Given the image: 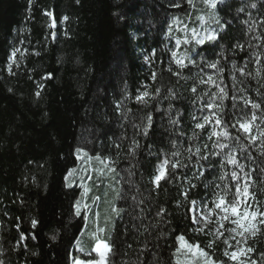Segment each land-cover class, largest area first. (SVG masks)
Instances as JSON below:
<instances>
[{
    "label": "trees",
    "instance_id": "obj_1",
    "mask_svg": "<svg viewBox=\"0 0 264 264\" xmlns=\"http://www.w3.org/2000/svg\"><path fill=\"white\" fill-rule=\"evenodd\" d=\"M173 3L181 7H172ZM253 3L256 8L251 7ZM195 5L192 8L185 0H32L31 4L29 0H0V261L4 264H71L75 257L89 258L74 251L77 237L82 240L80 230H87L84 220L75 215L82 188L76 181L71 187L65 181L69 170L79 166L78 149L87 157L118 161L114 165L117 190L126 196L115 197L114 203L125 211L111 231V264H175V235L181 231L192 241L206 242L202 236L188 232L190 220L185 215L190 205L177 207L176 201L183 200L181 187L186 188V181L199 170L206 178L191 190V198H209L210 191L204 184L219 174L215 161L197 165L193 157L190 170H182L184 178L172 183L162 181L159 189L154 188L151 178L158 156L173 151V141L182 149L191 146L188 137L194 130L193 114H207V109L200 111L201 100L193 103L195 97L190 91L193 85L199 92L208 90V85L198 84L201 76L206 79L213 75L217 83L223 80L221 86L229 93L224 101V118L230 126L235 116L250 117L253 111L243 105L241 97L261 104L257 115L264 111V39L253 38L264 37V24H258L264 19V0H224L219 4L216 15L226 25L221 39L197 48L195 59L200 66L189 65L183 75L191 78L178 79L166 71L169 66L178 70L169 53L174 38L167 35L173 18L199 28L196 17L204 16L213 30L220 31L201 0H195ZM239 8L244 11L238 12ZM46 11L53 13L55 28L48 26ZM65 16L68 19L63 21ZM253 22L258 26L250 32ZM177 36L182 34L173 26V37ZM237 43L243 49L234 48ZM186 48L182 46L179 52L184 53ZM15 49H19L18 66L12 64L14 74H10L9 57ZM153 52L154 63H146L144 57ZM254 53L260 56L259 64ZM201 57L219 60L224 71L217 76L200 63ZM233 62L252 75L241 76L233 69ZM258 68L262 70L259 76ZM152 72L157 73L155 81L150 78ZM48 73L52 78L42 80ZM37 83L44 84L40 97L35 95ZM145 86L150 93L161 89L160 96L150 99L148 107L135 99ZM170 88L175 99L166 98ZM233 94L238 108L232 107ZM148 112L152 113L153 124L145 138L133 125L146 123L142 118ZM170 117L179 123L173 125ZM230 131L237 134L231 127ZM133 138L141 145L135 156L127 154ZM205 139L195 143L202 145ZM241 140L248 144L243 136ZM258 144L249 148L252 160L244 159L247 152L239 159L246 165L245 171L251 172V191L264 208V183H258L264 181L259 167L264 164V156L259 154ZM87 169V176L91 175ZM141 200L143 203H139ZM85 201L91 203L90 199ZM161 207L166 210L163 218L156 215ZM93 210L89 212L91 218ZM33 219L37 221L35 228ZM251 243L257 249L253 257L264 264L260 256L264 237ZM215 255L223 259L217 249Z\"/></svg>",
    "mask_w": 264,
    "mask_h": 264
},
{
    "label": "snow or ice",
    "instance_id": "obj_2",
    "mask_svg": "<svg viewBox=\"0 0 264 264\" xmlns=\"http://www.w3.org/2000/svg\"><path fill=\"white\" fill-rule=\"evenodd\" d=\"M185 2L192 8H195V0H185ZM201 2L211 10L210 19L215 21L220 26V31L210 30L204 25L208 22L204 16H197L196 19L200 22L199 28H190L188 24L183 23L178 17L173 18L172 23L168 25V37L174 38V47L169 49L170 58L175 63L178 70H174L169 66L166 71L170 72L178 79H190L191 77H185L183 75L184 69L189 65L199 67L200 64L196 61L195 57L199 55L197 48H202L206 44H214L221 39L220 33L224 31L226 25L222 24L220 19L216 15V9L218 5L223 3L224 0H201ZM32 0H29V4ZM79 3V0H77ZM172 7H181L180 3H173ZM252 8H256V4L251 5ZM238 12H243V8L237 9ZM44 15L49 17L50 28L56 27V19L51 11H46ZM188 18L191 14H187ZM68 19L67 16L63 17V21ZM62 21V22H63ZM230 23V22H229ZM183 27H177L176 31L183 33L182 36L173 37V25H181ZM258 24H264V19L260 20ZM258 26L257 22H253V25L249 27L248 31H254ZM55 37V33H53ZM254 39L261 40L264 37L256 35ZM182 46H187L184 53H180L179 49ZM243 45L237 43L234 48L243 49ZM19 49L13 50L9 57L8 71L12 73V64H17L16 54ZM38 54V53H37ZM222 54V53H221ZM156 55L153 52L151 55L144 57L146 63H154L152 57ZM253 55H256L255 53ZM256 62L259 64L260 56L256 55ZM200 63H203L205 67L213 69L217 76L224 71L220 66L219 60L208 61L201 57ZM246 67V65H245ZM233 69L238 71L241 76H251L252 73H246L244 68H237L233 62ZM261 69H257L256 75H261ZM195 75H199L198 73ZM31 78V77H30ZM52 78V74L48 73L42 76V80ZM153 81L157 79V73L152 72L151 77ZM235 81V77H233ZM199 85H208V90L199 92L198 87L193 85L190 91L194 94L193 103L196 100L203 102L201 112L207 109V114L197 117L193 114L192 119L195 121L194 130L192 136L188 137V141L191 146L187 148H181L177 142H172L173 151L163 152L160 154L163 158L158 156V163L156 165L155 174L151 178V183L155 189L162 187V181L165 183H172L174 180L182 179L183 171L185 169L190 170L189 164L192 158H196V164L199 165L200 161H215V164L219 168V174L214 180L204 184L205 189L210 191V196L207 199L198 200L192 199L190 192L192 189L199 187V183L202 178H206L205 172L199 170L193 172L192 178L188 179L187 187H181L179 195L183 197V200H177L176 206L181 207L185 203L190 205L187 209L185 218L190 220V226L188 232L197 236L208 237L206 242H195L186 238V234L181 231L175 235L176 247L173 252V256L176 257L175 264H258L257 259L253 257V253L257 251L251 241H260L261 237H264V208L261 207L260 201L255 192L251 191L252 188V174L245 171L246 165L240 162L239 156L245 152L248 154L244 156V159L252 160L251 152L249 148L256 146L259 142L257 150L261 156H264V111H260V115H257V111L261 110V104L249 100L247 97H241L240 101L245 107L250 106L253 110L250 117L248 115L235 116L234 122L229 125L225 120V106L224 101L229 98L228 90L222 87L223 80L217 83V79L213 75H207L204 79L202 76L198 81ZM264 86V85H262ZM215 88L216 91H211ZM37 91L35 95L41 96L44 89L43 83H37ZM11 91V89L9 90ZM161 89L156 88L154 93H150L145 86V90L140 92L136 96V102L142 104L144 107H148L149 100L155 99L160 96ZM207 97V100H203ZM175 99L176 95L173 89L168 90V97ZM233 100L232 107L238 108L236 103L237 97L232 95ZM117 107H122V104H118ZM159 111V108L156 109ZM171 110V105H169ZM128 111H131L130 109ZM179 115V113H177ZM146 123L142 125H133L142 132L146 138L149 135V130L153 124V116L151 112H148L146 117ZM259 120V123L256 121ZM170 122L173 125H177L179 121L170 117ZM238 125V127H237ZM230 127L235 129L236 135L230 131ZM210 129V130H209ZM204 140L202 145H198L195 142L200 139ZM241 136L248 141L245 145L242 143ZM211 142V144H209ZM235 144V146H233ZM120 147L119 144L116 145ZM141 147L140 142L133 138L131 145L127 150L128 155L135 156L137 150ZM81 150H77V159H80ZM187 152V156H183V153ZM87 156V153L84 154ZM119 155V153H117ZM183 157V158H182ZM89 160L99 161L103 166L101 168L93 169L96 173L95 180L91 175L87 176L88 180H93V185L96 189L101 187V184L95 183L96 180L103 183V179L108 176L118 175L117 168L114 166L118 163L110 157L94 156L88 157ZM187 161V163H186ZM260 171L264 173V164L259 165ZM75 169L69 170L65 176L67 186L71 187L74 181L70 179ZM88 171L87 168L84 169ZM181 173L178 175L177 173ZM131 175V173H130ZM81 180L84 177L80 178ZM197 183H193L192 181ZM258 183H264L259 181ZM82 188L81 198L76 201L75 215L81 217L85 225H87L92 218L89 216V212L93 210V205L100 201V197L92 195L89 197V193L92 191V185L81 184ZM116 192L117 199H124L126 193L122 190L113 189ZM264 191V189H262ZM105 195H107L105 193ZM86 199H90L91 203H85ZM132 199L135 201L136 197ZM143 203V201H139ZM125 211L124 208L118 207L115 203H111L110 214L104 217V225L96 226V230L88 232L87 235L93 241L90 249H85L82 245V240L77 237L76 247L77 250L83 253L88 259H81L79 257L73 258V264H111L110 254L114 251V245L112 244L111 231L114 228V221L121 217V214ZM156 215L163 218L166 215V210L161 207ZM95 217L99 219L100 213L96 212ZM142 219V217H141ZM94 222V221H93ZM32 227L35 228L37 221L32 220ZM107 234V239H105ZM85 235L84 229L80 230V236ZM55 236L52 237L55 240ZM21 240L24 236L21 235ZM217 242H221L224 247L220 251L222 252L223 259L216 257L215 252L217 249ZM132 245H129L131 248ZM145 249H141L143 252ZM95 254V255H93ZM260 256L264 258V251L260 252ZM0 264H4L0 261ZM127 264V262H125ZM142 264V262H141Z\"/></svg>",
    "mask_w": 264,
    "mask_h": 264
},
{
    "label": "rangeland",
    "instance_id": "obj_3",
    "mask_svg": "<svg viewBox=\"0 0 264 264\" xmlns=\"http://www.w3.org/2000/svg\"><path fill=\"white\" fill-rule=\"evenodd\" d=\"M209 15L211 16V10H209ZM208 21V20H206ZM214 23V21H213ZM211 22H207L204 26L208 27L210 30H213L212 27H210ZM175 27V29L177 27H179L178 25H173ZM200 27V26H199ZM183 35V33H181ZM174 47V45L172 46V48ZM80 163L79 166L75 169L76 171L74 172L73 176L70 178L73 181H76L78 183V185L80 186L82 183L83 184H88V185H92V191L88 194L89 197H91L92 195H98L101 199L100 201L96 204V207L93 210V214H92V220L87 224V230L85 231V235H83L82 238V245L85 249H90V247L93 244V241L89 238V236L87 235L88 232H93L96 230V226H103L104 225V217L106 215L110 214V207H111V203H114L115 197H116V192L113 191V189L117 190V180L115 175L114 176H108L105 177L103 179V183H101V181L96 180L95 183L97 184H101V187L99 189H96L95 186L93 185V180H95V176L96 173L93 171V169L96 168H101L103 167L99 161L96 160H89L87 156L84 155V153L80 152ZM89 164V171L91 172V176L93 177V180H87V174L88 171L85 172L84 169L88 168L86 164ZM84 177L83 180H81L80 178ZM99 192V193H98ZM105 193L107 195H105ZM85 203H87V201H84ZM90 203V201H89ZM99 212L100 213V217L99 219H97L95 217V213ZM94 221V222H93ZM107 234H105L106 236ZM203 238L208 239V237H204ZM224 245L221 242H217V250L220 251L221 249H223ZM74 251L80 255H83V253L79 252L77 250V247L75 246ZM221 252V251H220ZM222 254V252H221ZM95 255V254H93ZM84 256V255H83ZM86 257V256H84ZM176 260V257H175ZM71 264H73V260L71 262Z\"/></svg>",
    "mask_w": 264,
    "mask_h": 264
}]
</instances>
